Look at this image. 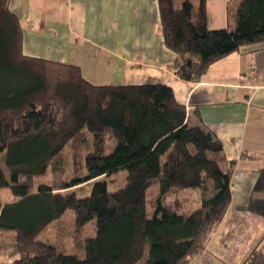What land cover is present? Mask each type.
Masks as SVG:
<instances>
[{
	"label": "trees",
	"instance_id": "1",
	"mask_svg": "<svg viewBox=\"0 0 264 264\" xmlns=\"http://www.w3.org/2000/svg\"><path fill=\"white\" fill-rule=\"evenodd\" d=\"M157 3L164 44L177 55L171 69L184 82L264 43V0H233L218 30L207 27L205 0ZM1 153L8 174L0 169V247L17 253L9 264H190L229 207L236 164L209 130L186 124L169 86H96L78 66L25 56L9 0H0ZM64 154L79 172L57 186L39 182ZM121 170L125 184L109 191L107 179ZM86 183L79 198L76 187ZM4 188L9 203L1 201ZM171 191L183 194L178 211L164 204ZM247 211L264 220V168ZM49 224L72 228L77 249L67 246L68 234L37 240ZM242 264H264V247Z\"/></svg>",
	"mask_w": 264,
	"mask_h": 264
},
{
	"label": "crops",
	"instance_id": "2",
	"mask_svg": "<svg viewBox=\"0 0 264 264\" xmlns=\"http://www.w3.org/2000/svg\"><path fill=\"white\" fill-rule=\"evenodd\" d=\"M232 1L205 0L209 29L227 26ZM9 10L20 22L25 56L78 66L96 86H169L186 108V124L209 130L225 159L236 162L229 207L190 264L205 257L202 264H242L254 247H264V223L247 211L264 168V43L242 47L198 81L184 82L171 69L177 55L164 44L157 0H9ZM247 239L237 258L232 248ZM16 258L11 245L0 247V264Z\"/></svg>",
	"mask_w": 264,
	"mask_h": 264
},
{
	"label": "rangeland",
	"instance_id": "3",
	"mask_svg": "<svg viewBox=\"0 0 264 264\" xmlns=\"http://www.w3.org/2000/svg\"><path fill=\"white\" fill-rule=\"evenodd\" d=\"M209 29V28H208ZM211 30V29H209ZM218 30V29H216ZM64 160H58L56 163V166H54L53 164L51 165V169L48 170V172L46 173V175L42 178H39V182H44V183H49L52 185L57 186L58 183H62V181H68L69 178H71L75 173H78L79 171L77 170L76 167L73 166V164L71 163V157H67L66 154H64L63 157ZM55 164V163H54ZM0 169H2L4 171L5 174H8V169L6 167L5 164V153H1L0 154ZM125 177H126V172L121 170L118 173L112 175L111 177H109L107 179L108 181V190L109 191H115L118 188H120L121 186H123L125 184ZM104 179V178H101ZM90 183L89 184H82L78 187H76V191H77V196L79 198H83L84 196H86L88 194V190L90 189ZM181 193V194H180ZM182 192L180 191H171L169 194H167V196L165 197L164 200V204L170 208L175 209L176 211H178L180 208L182 209V200H183V196ZM154 194H150L149 195V207L153 205V200H154ZM12 199L11 196V192L8 188H4L1 190V201L3 203H7ZM198 201V195H194V202ZM193 202V203H194ZM148 208V210L150 211V209ZM260 223H264V220L260 218ZM57 224H49L43 231H41L36 239L42 242H46L48 244L52 243L54 240H56L57 235L63 234L70 236L71 239H69L68 241V247L72 248V249H77V245L79 243V240H77L78 238L75 237V242L74 240H72V236H73V232H72V228H63L61 230H59L58 232V228L56 226ZM258 227H256L255 230H257ZM88 232V231H87ZM249 242V240L247 239L243 241V243L241 245H236L232 248L233 251H235V255L237 258H241V254L246 250V246L247 243ZM235 255H231L232 257H235ZM209 257V256H208ZM230 257V256H229ZM205 258H202L199 262V264H202L203 261H205ZM206 262V261H205ZM220 263V262H217Z\"/></svg>",
	"mask_w": 264,
	"mask_h": 264
}]
</instances>
